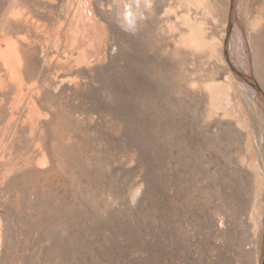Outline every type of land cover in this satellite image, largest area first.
<instances>
[{"label": "rangeland", "instance_id": "obj_1", "mask_svg": "<svg viewBox=\"0 0 264 264\" xmlns=\"http://www.w3.org/2000/svg\"><path fill=\"white\" fill-rule=\"evenodd\" d=\"M0 30L29 54L0 264H262L264 105L227 54L264 90V0H0Z\"/></svg>", "mask_w": 264, "mask_h": 264}, {"label": "bare ground", "instance_id": "obj_2", "mask_svg": "<svg viewBox=\"0 0 264 264\" xmlns=\"http://www.w3.org/2000/svg\"><path fill=\"white\" fill-rule=\"evenodd\" d=\"M233 10H234V9H233ZM86 11H87V10H86ZM82 12H83V11H82ZM133 12H134V11H133ZM235 12H236V11H235ZM77 14H78V13H77ZM84 14H85V13H84ZM80 15H81V14H80ZM83 16H84V15H81V17H83ZM137 16H138V15H137ZM137 16H135V14H134V15H132V14L129 15V13H128V18H127L126 20H127L128 22H130V24H132L133 22L136 21V20H135V21L133 20V17H137ZM14 17H15V19H17L19 22H21V19H20L19 16H17L16 14H14ZM89 17H90V16H89ZM89 17H88V18H89ZM85 18H86V17H85ZM125 18H126V16H125ZM6 19H7V18H6ZM89 19H90V18H89ZM123 19H124V18H123ZM27 20H28V19H26V21H27ZM80 20H81V18H80ZM86 20H87V18H86ZM82 21H84V20L82 19ZM87 21H88V20H87ZM87 21H86V22H87ZM4 22H5V19H4ZM86 22H85V24H86ZM89 22H90V21H89ZM122 22H123V21H122ZM200 22H201V21H200ZM238 23H239V22H238ZM88 24H89V23H88ZM136 24H137V23H136ZM86 25H87V24H86ZM192 30H193V29H192ZM191 35H192V34H191ZM185 36H186V35H185ZM187 36H188V35H187ZM191 38H192V37H191ZM184 39H185V38H184ZM241 41H242V40H241ZM25 43H26V42H24V39L22 38L21 35H19V34L9 35V34H5V32H3L2 30H0V63H3V62H4L5 65L8 64V66H7L8 69H9V63L11 64V71H12V72L9 71V76L12 74V76H10L11 78L9 77L11 80H10V81H9V80H8V81L6 80V81H7L6 84H7L8 86H10V85H14V86H15V84H16L18 87H20V86L24 85L25 83L27 84V82H28V80H29V75H28V72H27V68H28V66H29V65H28V59H27V57H29V54H28V56H27V53H28L27 48H28V46H27V48H26V47H25ZM28 50H29V49H28ZM228 57H229V56H228V54H227V59H228ZM229 59H230V61H232L231 58H229ZM2 61H3V62H2ZM241 61H242V59H241ZM229 63H230V62H229ZM68 65H69V64H68ZM232 65H233V66H236L233 62H231V68H232ZM64 66H65V65H64ZM5 67H6V66H5ZM5 67H4V69H5ZM62 67H63V66H62ZM62 67H61V68H62ZM237 67H238V66H237ZM260 67H261V66H260ZM258 68H259V67H258ZM8 69H6V70H8ZM260 69H261V68H260ZM56 70H57V69H56ZM61 70H62V69H61ZM255 72H256V71H255ZM7 73H8V72H7ZM245 73H248V72H245ZM248 74H249V73H248ZM48 75H49V73H48ZM50 76H51V75H50ZM52 77H53V76H52ZM60 77H61V76H60ZM0 78H1V76H0ZM3 78H4V77H3ZM48 78H49V77H48ZM5 79H6V77H5ZM7 79H8V78H7ZM50 79H51V78H50ZM253 79H254V78H253ZM257 79H258V78H257ZM43 80H44V79H43ZM254 80L256 81V79H254ZM6 81H5V82H6ZM47 81H48V80H47ZM47 81L45 80V83H46ZM5 82H4V79L1 78V79H0V87H2V88L5 87V86H4V85H6ZM8 82H9L10 84H8ZM34 82H35V81H34ZM36 82H37V81H36ZM50 82H51V80H50ZM256 82H257V81H256ZM38 83H39V82H38ZM43 83H44V81H43ZM34 84H36V83H34ZM50 84H52V82H51ZM244 84H245V83H244ZM40 85L42 86L43 84H40ZM40 85H39V86H40ZM44 85H46V84H44ZM47 85H48V84H47ZM260 85H261V84H260ZM33 86H34V85H33ZM41 86H40V87H41ZM27 87H28V86H27ZM36 87H37V86H36ZM40 87H37V89L35 90V89H34L35 86H34L33 90L36 92L37 90H39ZM43 87H44V86H43ZM22 88H23V86H22ZM24 88H25V87H24ZM24 88H23V89H24ZM30 88H32V87H30ZM50 88H51V87H50ZM23 89H22V90L19 89V90H20V91H24V92L26 93V90H23ZM26 89H27V88H26ZM42 89H43V88H40L41 93L43 94V90H42ZM45 89H46V88H45ZM3 90H4V89H3ZM19 90H18V92L21 93ZM29 90H30V89H29ZM29 90H28V91H29ZM31 90H32V89H31ZM31 90H30V91H31ZM49 90H50V89H49ZM253 90H254V89H253L252 87H250V94H251L252 96H253V95L255 96V93H254L255 91L253 92ZM1 91H2V90H1ZM44 91H45V90H44ZM32 92H33V91H31V93H32ZM35 92H34V94H37V93H35ZM39 92H40V91H39ZM256 92H257V91H256ZM19 93H18V96H19ZM25 93H23V95H24ZM41 93H40V94H41ZM16 94H17V93H16ZM28 94H29V92H28ZM38 94H39V93H38ZM42 94H41V95H42ZM14 95H15V94H14ZM32 95H33V94H32ZM41 95H40V96H41ZM37 96H39V95H37ZM254 96H253V97H254ZM25 97H26V96H25ZM27 97H28V96H27ZM29 97L31 98V101H32V102L29 101V102H31V103L28 104V105H27V103H26V106H27V107H28V106L30 107V105H31L30 110H31V112H32V114H33L32 117L35 118V115H34V114H36V118H35L36 121H37V122H42V123H43V120H45V119H43V117H40L39 115L41 114V112H40V111L38 112V110H39V109H38V108H39V104H38L39 99H36V98H38V97H36V95H34V97H32V96L29 95ZM35 97H36V98H35ZM255 97H256V96H255ZM255 97H254V98H255ZM257 97H258V96H257ZM257 97H256V98H257ZM15 98H16V95H15ZM19 98H21V97L19 96ZM34 98H35L38 102H34ZM39 98H41V97H39ZM256 98H255V99H256ZM21 99H22V98H21ZM258 99H259V101H261V103L264 105V102H262V99L259 98V97H258ZM25 100H26V99H25ZM29 100H30V99H29ZM36 100H35V101H36ZM15 101H16V100H15ZM19 101H22V100L19 99ZM23 101H24V100H23ZM26 101H27V100H26ZM27 102H28V101H27ZM29 102H28V103H29ZM18 104H19V103H18ZM35 104H38V107H36ZM22 105H23V104H22ZM18 106H19V105H18ZM29 107H28V109H29ZM23 108H24V106H23ZM41 108H42V107H41ZM12 109H13V108H12ZM25 109H26V107H25ZM28 109H27V110H28ZM44 109H45V108H44ZM10 110H11V107H10ZM17 110H18V109H17ZM17 110H16V111H17ZM23 110H24V109H23ZM23 110H22V111H23ZM41 110H43V109H41ZM46 110H47V109H46ZM11 111H12V110H11ZM14 111H15V110H13V112H14ZM22 111H21V112H22ZM28 111H29V110H28ZM28 111H26V112H27V115H28ZM43 111H44V110H43ZM43 111H42V112H43ZM1 112H2V111H1ZM1 112H0V114H1ZM24 112H25V111H24ZM22 113H23V112H22ZM29 114H30V113H29ZM32 114H31V115H32ZM43 114H44V113H43ZM45 114H46V113H45ZM49 114H50V113H49ZM51 114H52V113H51ZM53 114H54V113H53ZM14 115H15V114H14ZM17 115H18V114H17ZM27 115H26V116H27ZM41 115H42V114H41ZM37 116H39V117H37ZM29 117H31V116L28 115L27 118H29ZM0 118H2V117H0ZM12 118H13V117H12ZM20 118H21V117H19V119H20ZM16 119H17V116H16V118H15L14 121H16ZM19 119H17V120H19ZM31 119H32V118H29V120H28V125L32 123V126L34 125V128H36V126H37V128H38V127L40 126V124H36V125L33 124V122H35V121H34V119H32L33 121H32ZM50 120H51V119H50ZM14 121H13V122H14ZM22 121L24 122L25 120H24V119L21 120V123H22ZM29 121H32V122L29 123ZM10 122H11V121H10ZM13 122H12V123H13ZM17 123H18V125H19L20 122L17 121ZM22 124H23L22 127L24 128V125L27 124V123L24 122V123H22ZM20 125H21V124H20ZM38 125H39V126H38ZM16 126H17V124H16ZM32 126H31V127H32ZM12 127H13V129L16 128V127H15V124H14V126H13V124H12ZM31 127H30V129H31V131H33V130H32L33 127H32V128H31ZM44 127L46 128V126H44ZM10 128H11V126H10ZM10 128H9V129H10ZM17 128H19V127L17 126ZM20 128H21V127H20ZM37 128H36V129H37ZM36 129H35V130H36ZM16 130H17V129H16ZM18 130H19V129H18ZM18 130H17V132H18ZM25 130H26V129H24V131H25ZM13 131L15 132V129H14ZM8 132H9V131H8ZM14 132H13V134H14ZM36 132H37V131H36ZM36 132H34V133L37 134ZM2 133H3L2 135H4V132H2ZM5 133H6V132H5ZM10 133H11V132L7 133V135L10 134ZM13 134H11V135H13ZM38 134H39V133H38ZM15 135H18V134L15 132ZM22 135H23V134H22ZM28 135H29V134H28ZM31 135H32V132H31ZM13 136H14V135H13ZM20 136H21V135H20ZM32 136H33V138H36V136H34V135H32ZM38 136H39V135H38ZM15 137L17 138V136H15ZM15 137L12 138V136H11L10 139H11V140L14 139V140H12V141H16L17 139H16ZM29 137H30V139H32L30 135H29ZM29 137H28V138H29ZM3 138H4V137H3ZM23 138H24V137H23ZM21 139H22V137H21ZM38 139H39V138H38ZM8 140H9V139H8ZM25 140H26V139H25ZM33 140L35 141V139H32L31 141H33ZM40 140H42V139H40ZM0 141H1V140H0ZM12 141H11V142H8V143H11V146H12V143H13ZM27 141H28V140H27ZM43 141H44V140H43ZM5 142H6V141H5ZM5 142H4V143H5ZM24 142H25V141H24ZM40 142H42V141H40ZM0 143H1V142H0ZM31 143H32V142H31ZM43 143H44V142H43ZM6 144H7V142H6ZM31 145H32V144H31ZM0 146H1V145H0ZM4 146L6 147V145H4ZM13 146H14V145H13ZM13 146H12V147H13ZM8 147H9V145H8ZM12 147H11V148H12ZM23 147H24V146H23ZM32 148H33V147H32ZM2 149H3V148H2ZM6 149H7V148H5V149L3 150V152H4ZM24 149H26V148H24ZM35 149H37V148H35ZM7 150H9V149H7ZM17 150H18V149H17ZM26 150H27V149H26ZM20 151H21V150H20ZM0 152H1V151H0ZM3 152H2V153H3ZM5 152H6V151H5ZM5 152H4L3 154H4L5 156H7V153H5ZM7 152H8V151H7ZM9 152H10V151H9ZM13 152H14V151H13ZM10 153H12V152H10ZM10 153H9V154H10ZM16 153H17V152H16ZM21 153H22V152H21ZM36 153H37V152H36ZM38 153H40V152H38ZM25 154H26V153H25ZM27 154H29V153H27ZM33 155H34V154H33ZM5 156H4V157H5ZM14 156H16V158H17V155H15V153H14ZM23 156H24V155H23ZM36 156H38V155H36ZM20 157H22V155H21ZM27 157H28V156H27ZM1 158H2V159H0V160H1L0 162H1V164H2L3 156H1ZM6 158H7V157H6ZM11 158H12V157H11ZM16 158L14 157L13 159H11L12 161H10V158L8 157V158H7V161L10 162L9 164H8V162H6V161L4 162V160H5V158H4L3 162L6 163V165L8 164V167L5 165L6 168H7V170H8V168L10 169V166H13V165L11 164V162H15V160H17ZM25 158H26V157H25ZM32 158H34V157H32ZM44 158L47 160L46 157H44ZM14 159H15V160H14ZM18 159H19V158H18ZM28 159H30V158L28 157ZM35 159H37V158H35ZM39 159H40V158H39ZM21 160H22V159H21ZM31 160H32V159H31ZM18 161H19V163H21L20 160H17L16 162H18ZM23 161H24V160H22V163H23ZM26 161H27V159H26ZM26 161H25V162H26ZM29 161H30V160H29ZM29 161H28V162H29ZM34 161H35V160H34ZM40 161H42V159H41ZM4 163H3V164H4ZM22 163H21V165L17 166V169H18V167H19V169H20V167L23 166ZM30 163H31V164H30ZM30 163H29L30 165L35 164L37 167H42V164L37 163V161H36L35 163H34V162L32 163V161H31ZM45 163H46V162H45ZM3 164H2V166H3ZM25 164H26V163H25ZM29 164H28V166H29ZM14 165H17V164H14ZM5 166H3V168H5ZM26 166H27V165H26ZM13 167H14V166H13ZM13 167H12L11 169H13L12 171L15 172V170H14ZM0 168H1V167H0ZM15 168H16V167H15ZM34 168H35V167H34ZM11 169L9 170V173L11 172L10 174L14 173V172L11 171ZM17 169H16V170H17ZM0 170H1V169H0ZM7 170H6V173L8 172ZM21 170H22V169H20L19 172H21ZM24 170H25V169H24ZM22 171H23V170H22ZM17 172H18V171H16L15 174H16ZM19 172H18V173H19ZM3 173H4V172H3ZM7 174H8V173H7ZM4 176H7V177H8V175H6L5 173H4ZM10 176H11V175H10ZM10 176H9V177H10ZM21 176H22V175H21ZM0 177H1V176H0ZM9 179H10V178H9ZM1 181H2V180H1ZM1 181H0V182H1ZM58 184H59V183H58ZM263 252H264V251H263Z\"/></svg>", "mask_w": 264, "mask_h": 264}, {"label": "water", "instance_id": "obj_3", "mask_svg": "<svg viewBox=\"0 0 264 264\" xmlns=\"http://www.w3.org/2000/svg\"><path fill=\"white\" fill-rule=\"evenodd\" d=\"M229 58L230 57H228V61L231 64L232 61H230ZM232 69L240 77V79H242V81H244L246 84H248L250 87H252L253 89H255L257 91L259 98L264 100V90L257 84V82L253 79V77H251L250 73L249 74L245 73L241 68H238V67L233 66V65H232ZM263 251H264V248H263ZM262 264H264V252H263Z\"/></svg>", "mask_w": 264, "mask_h": 264}]
</instances>
